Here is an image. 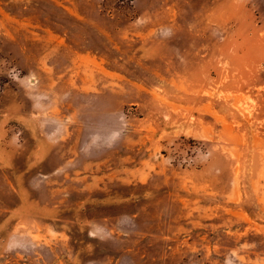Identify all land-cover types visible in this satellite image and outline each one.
Wrapping results in <instances>:
<instances>
[{"label":"rangeland","instance_id":"374dc122","mask_svg":"<svg viewBox=\"0 0 264 264\" xmlns=\"http://www.w3.org/2000/svg\"><path fill=\"white\" fill-rule=\"evenodd\" d=\"M0 264H264V0H0Z\"/></svg>","mask_w":264,"mask_h":264}]
</instances>
